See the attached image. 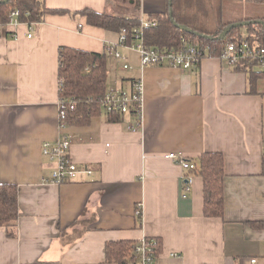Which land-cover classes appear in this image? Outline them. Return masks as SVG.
<instances>
[{"label": "crops", "instance_id": "0c3cea01", "mask_svg": "<svg viewBox=\"0 0 264 264\" xmlns=\"http://www.w3.org/2000/svg\"><path fill=\"white\" fill-rule=\"evenodd\" d=\"M167 3L43 0L65 13L45 15L30 38L24 23L0 26V183L19 189L16 236L0 229V264H107L106 243L142 238L158 242L157 264H264V80L252 91L248 74L218 57L192 70L142 68L136 51L118 45L119 33L79 14L148 22L164 16ZM60 47L109 57L117 49L127 58L128 70L108 59L106 91L142 81L138 129L127 128L131 116L110 122L104 111L60 129ZM61 135L71 140V160L93 168L91 177L43 183L53 163L42 143ZM206 152L223 157L222 218L203 215L201 176L164 158L177 153L198 163Z\"/></svg>", "mask_w": 264, "mask_h": 264}, {"label": "trees", "instance_id": "16d2710c", "mask_svg": "<svg viewBox=\"0 0 264 264\" xmlns=\"http://www.w3.org/2000/svg\"><path fill=\"white\" fill-rule=\"evenodd\" d=\"M0 0V26L10 21V14L17 12V20L27 25L39 24L47 14H63L62 10L47 9L43 0ZM171 13V17H169ZM90 26L125 33V44L135 41L133 29L138 20L115 17L84 9L79 12ZM153 21L155 27L143 30L146 46L162 50L184 48L181 39L207 47L206 57H218L227 42L246 38L250 45L264 47V0H168L166 14ZM248 22L244 27L233 28L223 40L216 38L232 24ZM184 26L194 34L178 27ZM197 35H196V34ZM245 34V37L243 36ZM106 53H93L70 47L58 50L59 100L67 105L63 123L65 126H85L90 119L104 114L100 99L106 92L108 59ZM235 69L246 72L251 90L259 80H264V71L254 70L251 63H240ZM70 105L72 109H70ZM108 121L118 122L122 116L106 115ZM194 172L203 183V215L206 218H222L224 213V163L220 153H202ZM18 192L16 185L0 183V229L9 238L16 236L18 219ZM158 243V242H157ZM127 241L109 242L105 245L107 264H132L134 255ZM157 247V252H158Z\"/></svg>", "mask_w": 264, "mask_h": 264}, {"label": "built area", "instance_id": "2783aa9c", "mask_svg": "<svg viewBox=\"0 0 264 264\" xmlns=\"http://www.w3.org/2000/svg\"><path fill=\"white\" fill-rule=\"evenodd\" d=\"M18 13L10 14V23L18 25L20 22L16 19ZM27 38L31 37V32L36 24L27 25ZM155 21L139 22V26L133 29L135 40L130 44H125V33L119 34L118 45L127 49L136 51L139 57L141 67H171L181 70H192L196 68L202 59H204L207 47L199 43H188L181 39L184 48L180 51L169 49L162 50L146 46L143 40V30L145 28L155 27ZM110 57L117 62H121V70H128L126 57L117 49L110 51ZM218 58L228 67H237L240 63L248 62L252 67H259V71H264V47L250 45L246 38L240 41H229L219 54ZM143 83L141 80H133L128 88H116L106 91L100 99V106L106 115H129L133 121L128 125L129 130H136L141 123ZM67 105L59 101V123L60 129L65 128L63 120L65 118ZM72 109V106L69 107ZM71 140L61 135L55 141H44L41 146V153L53 163V171L49 178H43L45 184L63 185L75 183L82 177H91L93 168L90 165H79L74 163L69 155ZM262 157L264 160V139L262 141ZM164 158L177 163L184 171H194L195 164L187 160L183 155L177 153H168ZM191 180H185V190ZM186 196L183 195V198ZM136 215L140 216V209H136ZM158 243L154 239L142 238L132 246L134 262L132 264H157ZM255 260H251L254 263Z\"/></svg>", "mask_w": 264, "mask_h": 264}, {"label": "water", "instance_id": "95a60500", "mask_svg": "<svg viewBox=\"0 0 264 264\" xmlns=\"http://www.w3.org/2000/svg\"><path fill=\"white\" fill-rule=\"evenodd\" d=\"M9 0H3L1 1L3 4H6ZM169 17H171V13H169ZM249 23L248 22H243V23H237V24H232V25H229L228 27H226L223 32L216 38L217 40H223L227 35L228 33L233 29V28H236V27H244V26H247ZM174 26L178 27L179 30H182L188 34H194L191 32V30L187 29L186 27L184 26H177L175 23H174ZM263 28H264V25H263ZM196 34V33H195ZM197 35V34H196Z\"/></svg>", "mask_w": 264, "mask_h": 264}, {"label": "rangeland", "instance_id": "374dc122", "mask_svg": "<svg viewBox=\"0 0 264 264\" xmlns=\"http://www.w3.org/2000/svg\"><path fill=\"white\" fill-rule=\"evenodd\" d=\"M243 36L245 37V34L243 33ZM126 62L128 63V60H127V58H126ZM117 65V62H115V66ZM254 70H260V68L259 67H254Z\"/></svg>", "mask_w": 264, "mask_h": 264}]
</instances>
